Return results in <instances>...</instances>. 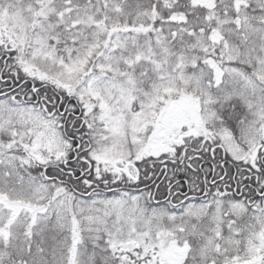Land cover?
I'll return each instance as SVG.
<instances>
[{
    "label": "snow or ice",
    "instance_id": "1",
    "mask_svg": "<svg viewBox=\"0 0 264 264\" xmlns=\"http://www.w3.org/2000/svg\"><path fill=\"white\" fill-rule=\"evenodd\" d=\"M0 264H264V0H0Z\"/></svg>",
    "mask_w": 264,
    "mask_h": 264
}]
</instances>
